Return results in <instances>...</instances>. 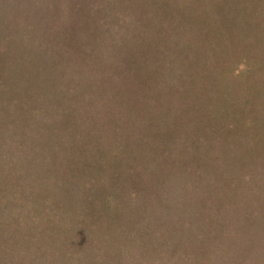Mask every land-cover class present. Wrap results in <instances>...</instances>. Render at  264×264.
<instances>
[{
  "label": "trees",
  "instance_id": "16d2710c",
  "mask_svg": "<svg viewBox=\"0 0 264 264\" xmlns=\"http://www.w3.org/2000/svg\"><path fill=\"white\" fill-rule=\"evenodd\" d=\"M259 32L264 0H0V264H264V76L234 65L251 91L236 102L195 55ZM163 99L183 117L168 122ZM218 110L246 128L242 155ZM199 140L203 170L178 154Z\"/></svg>",
  "mask_w": 264,
  "mask_h": 264
},
{
  "label": "rangeland",
  "instance_id": "374dc122",
  "mask_svg": "<svg viewBox=\"0 0 264 264\" xmlns=\"http://www.w3.org/2000/svg\"><path fill=\"white\" fill-rule=\"evenodd\" d=\"M217 1V0H216ZM213 2V1H212ZM213 7H214V5H212ZM142 7L144 8L143 9V11H146V12H148V9H149V4L148 5H146L145 4V2H143L142 3ZM222 8L223 9H225V10H227L228 9V6L226 5V6H222ZM259 38L257 37V39L256 38H252V40L250 41H248V42H246V43H244L243 45L244 46H242L241 44H239V48L237 47V45L236 44H231V45H229V47H228V50L226 49H223V48H221V49H218V47L215 49V51H211V50H208V53H205V49L204 50H201L198 54H195V55H198V59H199V62H201V64H199V66L200 65H202L203 63L202 62H209L208 64L209 65H211V68L212 69H214L216 72H217V77H219L218 78V83L221 85V83H223L224 84V82L225 83H227L228 84V86H225L226 87V89H228V90H226L225 92H229V93H231V97L232 98H234L235 99V101L237 100V99H240L241 97H243L244 95H246V94H248V93H250L251 91L249 90V88L245 85V84H243V85H241L239 82H237L236 83V76H235V73H233V70H232V67H234V65H238L240 62H243V61H248V60H250V63H254V60H255V65L253 64V68L257 71V77L259 76V77H262V76H264V73H263V69L264 68H262L261 67V64H260V61L261 60H264V59H262V58H264V54L263 53H261V52H264V34L263 33H261V32H259ZM236 35V34H235ZM234 37V40H235V42H237V43H240L243 39L241 38V37H236V36H233ZM165 39H167V38H165ZM185 39V38H184ZM181 40V39H180ZM169 44H172V42L170 41V38H168V40H165L164 41V43H163V45H162V47H165V46H167V45H169ZM211 46H212V44H211ZM233 46V47H232ZM236 47L238 48V52H235V51H232V50H236ZM232 49V50H231ZM258 49V50H257ZM151 50H154L153 48L151 49ZM225 50V51H224ZM224 51V52H223ZM231 54V55H230ZM234 55H236V57H237V61H234V60H232V62H231V65L230 66H228V63H225L226 61H229L228 60V56H230L229 57V59L231 60V56H234ZM173 53H172V51H169L168 52V55L166 56V59H165V68H164V70H166L167 71V73L168 72H170V70L171 69H173L174 67H176V65L178 64V61H176L173 57ZM227 56V57H226ZM200 58L201 59H203V60H200ZM205 58H207V59H205ZM227 58V59H226ZM222 59H224V61H222ZM260 59V60H259ZM226 60V61H225ZM198 62V63H199ZM163 63H161V65H162ZM148 65H149V62H148ZM256 67V68H255ZM159 68V67H158ZM211 69V70H212ZM148 70V69H147ZM211 72V71H210ZM212 73V72H211ZM214 73V72H213ZM212 73V74H213ZM216 74V73H215ZM244 74H246V73H242L241 75H243L244 76ZM199 75V74H198ZM155 77V79L157 78L156 76H154ZM163 79V77H159V78H157L155 81L154 80H152L154 83H156V82H158L157 84H156V86H155V90L154 89H152V82H151V85H150V83L147 81V79L146 78H144L145 79V85H144V87L146 88L147 87V89H148V91H152V94L154 95V94H156L155 92H157V94L159 95V96H161L162 97V89H163V86H161V83H160V81ZM165 78V77H164ZM205 80V79H204ZM202 82H203V80L201 79V73H200V75L197 77V80L195 81V83L193 84V87H195V89H201V88H203L202 90H210L208 87H206V84H202ZM256 91H260V89H258V88H254ZM149 95H151V92H149ZM208 95H206V96H203L202 95V99H201V104H204V103H207V101H211V99H209L208 100V97H207ZM261 96V98H263L264 97V94H262V95H260ZM166 97V96H165ZM257 99V97H255V96H253L252 98H251V100H253V101H255ZM260 100V99H259ZM259 100H256V101H259ZM161 103V109L163 108V106L165 105V107H164V109H162V111L163 112H161V114H163V116H164V118L168 121V122H173V121H175V120H179V117L180 116H182L183 114H182V110H181V108L178 106V103H176V102H165V100L163 99L162 101H160ZM237 102V101H236ZM231 103H233V101L231 102ZM164 104V105H163ZM260 103H257V105H259ZM262 104V103H261ZM192 105V104H191ZM194 105H195V103H194ZM250 105V104H249ZM202 106V105H201ZM214 106H216V105H214ZM248 107H250V106H248ZM216 109V108H215ZM246 109V108H245ZM201 115H203L202 114V112H199V113H195V115H193V117H192V114L190 115L192 118H197L198 117V120L200 119L199 117L201 116ZM219 115V110L216 112H212V113H210L209 114V117H210V122H211V124L213 123L212 121H214V119H215V121H217L218 122V125L220 126V128H221V130H222V135L223 136H225L226 138H227V140H226V143L227 144H236V145H240V150L241 151H238L237 150V154H235V155H242L243 153H241L242 151H243V147L245 146V144H243L242 142H240V140H239V137L237 136V134L235 133L236 132V130H239V132H241V133H246V128H244V126H241V124L242 123H237L236 124V122H234V116H233V118H230V119H227V120H223V118H221L220 116H218ZM183 117V116H182ZM164 119V120H165ZM163 120V121H164ZM183 120V119H182ZM221 120H222V122H221ZM185 120H183V121H181V122H183V124H187V120L184 122ZM202 121V120H201ZM161 122V121H160ZM159 122V123H160ZM204 122V121H203ZM225 124V125H224ZM155 125H157V124H155ZM207 125H210V123H208ZM224 126V127H222V126ZM252 127H254V126H251L250 128H252ZM249 128V129H250ZM243 129L245 130L244 132H243ZM221 130H220V132H221ZM204 131H205V129H203L202 127H199V131H192V134H190V135H194L195 134V136H199V137H206L203 133H204ZM227 131L228 132H230V133H227ZM249 133H253L252 132V130L249 132ZM219 135V134H218ZM183 136V133H182V135H181V137ZM256 136V135H255ZM211 139H215V136L214 135H212L211 136ZM133 140H135L134 138H133ZM132 140V141H133ZM216 140V139H215ZM220 140V139H219ZM210 141L211 140H209V143H210ZM195 143H197V142H195ZM220 145V147H221V144H219ZM206 145L205 144H203L202 145V143H201V141L199 140L198 141V144H197V147H195L193 150H191L192 151V153H189V151H183V153H180V152H178V154H183V157L185 158V160H186V158H187V162H189V161H191V160H193V163H195L196 165H198L200 168H199V170H203L205 167V165H203V157L202 156H205V154L207 153L205 150H206ZM251 148H255L254 146H251ZM235 149V148H234ZM180 151H182V149H180ZM235 151V150H234ZM219 153H220V156L221 157H218L217 158V161H219L220 163H221V161L223 162V166H222V163H221V166L223 167V169H224V173L227 175V177L230 179V182L228 183L230 186H231V184H233V185H235V182L234 181H232V176H230V175H234V165H235V161H234V158L233 159H231L230 161L228 160V161H226L225 159H224V156H223V152H222V150H220L219 151ZM254 157V156H253ZM252 157V158H253ZM256 158L254 157V160H255ZM205 163V162H204ZM191 165L193 166V164L191 163ZM215 165L216 166H218V162H216L215 163ZM226 168H228V169H226ZM242 167L241 166H238L237 167V169H238V172L239 173H236L237 175L239 174H244V172L247 170V169H243V171H242V169H241ZM194 170V169H193ZM227 170V171H226ZM235 174V175H236ZM234 182V183H233ZM226 183V182H225ZM225 186V185H224ZM229 186H227V188H228ZM223 196V195H222ZM222 196H219L220 198H222ZM187 198V197H186ZM192 196H191V201H185V202H183V204H182V210L180 211V212H188V210H189V207L192 205L191 204V202H192ZM177 200H178V202L180 201V199H178L177 198ZM187 200H188V198H187ZM195 200V203H196V201L198 200V195L197 196H195L194 198H193V201ZM216 201L218 202V203H216ZM216 201L215 202H213V204H211V206L214 208V207H220V206H222V205H224V203L222 204V200H221V202H219L217 199H216ZM207 203V202H206ZM217 204V205H216ZM233 206V205H232ZM247 207V206H246ZM241 208H242V206H241ZM244 209H243V211L244 212H246L247 210H248V208L246 209L245 207H243ZM214 211H217V210H214ZM228 213V210L224 213V212H222V214L223 215H225V214H227ZM185 214V213H184ZM186 215H188V214H186ZM190 222V221H189ZM185 228H187L188 230L190 229V228H192L193 229V227H194V225H192L191 227L190 226H184ZM196 229H198L197 227H195ZM187 230V231H188ZM200 230V229H199ZM204 232V231H203ZM191 240V239H190ZM187 241H189L188 239H187ZM186 241V242H187ZM198 252V254L197 253H192L190 250H189V254H192V255H199L200 254V251H197ZM204 253H206V252H204ZM205 255V254H204Z\"/></svg>",
  "mask_w": 264,
  "mask_h": 264
}]
</instances>
